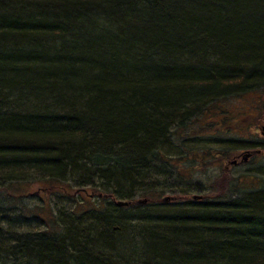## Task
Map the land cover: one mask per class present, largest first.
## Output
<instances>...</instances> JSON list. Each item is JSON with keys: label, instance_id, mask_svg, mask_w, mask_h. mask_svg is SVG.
Masks as SVG:
<instances>
[{"label": "trees", "instance_id": "obj_1", "mask_svg": "<svg viewBox=\"0 0 264 264\" xmlns=\"http://www.w3.org/2000/svg\"><path fill=\"white\" fill-rule=\"evenodd\" d=\"M258 92L264 0H0V192L72 182L135 211L99 201L58 220L45 207L43 234H0V264H264V177L223 170L209 204L192 203L176 187L186 168L163 155L176 131L213 129L195 124L215 104ZM243 133L220 156L186 149L181 165L227 160L250 148ZM157 160L187 213L143 188ZM168 209L181 212L150 219Z\"/></svg>", "mask_w": 264, "mask_h": 264}, {"label": "rangeland", "instance_id": "obj_2", "mask_svg": "<svg viewBox=\"0 0 264 264\" xmlns=\"http://www.w3.org/2000/svg\"><path fill=\"white\" fill-rule=\"evenodd\" d=\"M260 94L262 95L263 93L258 92L248 94L246 96L231 99L228 102L223 103V112L225 113L227 118H230V120H228V122L222 125V116H216L214 112L207 114V116L203 117L201 121L196 122V128H199L201 126H205L206 128L210 125L214 126L213 129L207 130V132L197 135L198 137L196 138L193 137V139H190L187 143H183L184 146L189 148H197L199 146L212 147L214 146V144L220 146L221 143H225L230 140H234V138H238L241 132L245 133H243L244 136H250L253 133V140L263 141L264 143V136H261L259 132L261 124L254 125V120L247 119V116L255 117L260 116L264 113V107L262 104L259 103V99L261 97ZM239 121H241L242 124L236 123ZM225 125H228L227 127L229 128V132H227V134H224L221 131L222 129L223 132L225 131ZM217 126L219 129L217 128ZM199 133H201V131ZM172 147L174 148V151L172 150L171 153L168 154L169 157H178L183 153V151L179 147H176L174 145H172ZM167 149L169 152V146H167ZM237 152L239 153L241 151L237 150L230 152L229 160L232 159V157H234L235 155H237ZM208 163H206L203 167H199L196 163H192L189 166L180 165V167L182 168L181 170H185L186 168L187 175L185 176L186 178H184V184L180 183L179 185H176V187L181 188L182 186H189L192 189H199V191H203V193H207V191L215 189L214 187H216V183L218 182V180H221L222 171L224 170L225 166L221 164V159H216L213 163ZM222 165L224 167H222ZM230 169L231 170L228 169L229 171L225 172L227 174H230L231 176L241 174L245 175L250 173L256 174L259 172H263L264 151H262L260 155H257V157L251 160L248 164ZM172 182L168 181V183L166 184L167 188L164 189L166 190L165 192L168 193L167 196L169 195V192L173 190V188H175V183L173 184ZM44 185L45 184L41 182L36 183L27 189V191H29L28 193L24 191L26 190L24 188H27V185L22 186V188L19 190H15L14 192L23 194L24 196L20 203L17 204H12L10 200H6V196L3 193V196L5 197H0V202L3 199L4 205L2 206H5V208H9L11 210L7 214H5L2 219H0V223H5L3 225V228H5L4 232H8L13 235H21L24 233L33 232L36 233L37 230L40 229V225H42L40 222H38L39 218H43L44 216H46V214L45 212L35 210V208H43L49 206L54 212L55 218L59 220L60 216L62 217V215H65V213L71 214V211L76 210L80 205H82V203L85 205V209L87 210L90 205L96 207L99 201H101L102 205L106 203L105 201L102 202V200L98 201L96 197L92 199L86 197L85 199H81L80 196H73V188H67L68 192L70 193V198L65 196L62 190H60V195L54 192L44 193L43 195H34L35 191H37L39 188H43ZM148 189L153 190L154 188ZM87 192L89 195L95 194L91 190H88ZM151 198L155 199V196ZM134 201H137V198ZM7 215L9 216L7 217ZM61 232H63V230Z\"/></svg>", "mask_w": 264, "mask_h": 264}, {"label": "bare ground", "instance_id": "obj_3", "mask_svg": "<svg viewBox=\"0 0 264 264\" xmlns=\"http://www.w3.org/2000/svg\"><path fill=\"white\" fill-rule=\"evenodd\" d=\"M249 94H253V93H249ZM259 97H257V98H259ZM237 98H240V97H237ZM228 101H226V102H228ZM259 103L262 104L263 107H264V99H263L262 95H261V97L259 99ZM222 104H221V101L219 103L215 104L213 106V108L211 109L212 111H210V112H214L216 115H218L219 117H221V107H222ZM221 121L223 123V121H224L223 118L221 119ZM263 127H264V123L261 124V126L259 128V132H260V135L261 136H264V134H262V132H261V129ZM196 137H198V136H194V138H196ZM250 137L251 138H250V140L248 142L250 144V146H249L250 148H246L244 150H241V152H239V153L237 152V155H235L234 157H232V159H230V160H229V158L227 160H221V162H222L221 164H223L225 166L224 167L222 165V167H224V171H229V170H231L230 168L244 166L245 164H248L251 160H253L254 158H256L257 155H260L261 154V152H262L261 150H264V143H263V141L253 140V137H254L253 133L250 135ZM190 139H193V137L190 136V134H189V132L187 130H183L182 129V130L176 131V133L173 135V139H172L173 142H170L169 143V150L170 151L168 152V149H167V152L166 153H163L164 157L166 159H168V158H171V159H179V163H177V165H181L182 162H180V161L183 160V158L185 156V153H186L185 152L186 149H195V148H189V147H185L184 146L183 143H187ZM258 144L259 145L262 144V148H260V149L259 148H254V147H257ZM172 145H174L176 147H179L183 151V153L180 156H178V157H169L168 154L171 153L172 150L174 151V148L172 147ZM225 146H227L226 143H221L220 146L217 145V144H214V146H212V147H202V146H199V147H197V149H205V150L211 151V152L217 154L218 156H220L221 155V150L223 151V149H225L224 148ZM152 168H153V172H155V173H152V174L155 175L157 177V179L156 180L154 179L153 181H150L148 183V185L143 186V188L145 190H146L147 187L148 188H154L153 190H157L159 192L165 193V190L164 189L167 188V187H166V185L164 186L163 184H164V181L166 180L165 179L166 178V174L169 173V172H171V171L168 168H166V167H162L164 173L158 174V171H160V169H159V161L158 160L155 161L154 164H152ZM263 173H264V170L261 173L260 172L259 173H256V174L255 173H250L248 175L251 176V177H253V178L254 177H258V178L261 179V177H264V174ZM235 176H237V175H235ZM70 187H74V185H73L72 182L63 183V184H61L59 186H56L54 189H49V188H47V186L44 185L43 188H39L37 191H35V194L34 195H39V194L40 195L41 194L43 195L44 193H50V192H54V193L60 195L61 194L60 190L67 189V188H70ZM185 187H187V186H185ZM28 188H30V187L24 188V189H26L24 191H26L27 193L29 192V191H27ZM182 190H186L188 192V195H190L189 201L192 202V203L207 204L209 202L208 201L209 200L208 198H210V195L207 194V193H203V191H199V189H196V188H193V189L190 188L189 189V188H184L183 187ZM192 190H194V191H192ZM14 191L12 190L11 191V195L6 196V200H10L12 204L20 203V201L22 200V198L24 196H23V194H20V193L14 192ZM87 191L88 190L74 191V195L73 196H80L81 199L82 198L85 199V197L86 198H89V199H92V198H95L96 197L98 199V201L105 199V202L106 203L102 205L103 210L104 211L106 210V211H109V212H113L114 211L115 215H118V214L121 213L119 210H121V211H123L124 213H127V214L132 213V212L134 214V212H135L133 210H131L129 212H126L125 211V209H127V207L129 206V204H128V202H126L124 200L115 199V198L112 199L111 197L110 198H108V197L106 198L105 196H103L101 194H99L97 196L91 195V194L89 195ZM176 191H178V190L176 188H173L172 192H176ZM68 193H66L67 194V197L70 198V193L69 194ZM225 193L227 195L232 194L230 192V190L229 191H226ZM29 195H33V194H29ZM0 197H5V196H3V192H0ZM17 197L18 198L20 197V198L17 200ZM136 198H137V196L135 197V199ZM164 198H169L170 199L169 202L163 203L162 200ZM154 200H156V198L155 199L150 198V200L149 199H143V198H137V201H135V203L138 204V205L143 206L144 208L146 207V209H148V211H151L154 208H150L151 205H152L150 203L151 202H154ZM160 203L161 204H164V205H168V204L172 203V206H175V207H172V208H182L181 210L183 211V213H187L188 212L186 206H184V207L183 206H179V205H182L183 204L182 200H180V199L177 200L174 197H170V196H167V195H165L163 197L161 196ZM2 205H4L3 199L0 202V219H2L5 214H7L8 212L11 211L9 208H5V206H2ZM46 208L49 209L50 207L48 206ZM46 208L45 207H43V208H35V210L43 212L42 210L43 209H46ZM181 210H178V211H176V210H170V209H168V210H161L160 212H158V214L157 213H151V215H150L151 218L150 219L151 220H154L155 218L160 219L163 216H172L173 214H177L178 212H181ZM71 212H73V211H71ZM8 216L9 215H7V217ZM69 218L72 219V218H75V217L72 215V213L71 214H66L65 213V215L64 214L62 215L61 220H63V219H69ZM132 220L135 221L136 220V217H133ZM38 222H40V220ZM4 224L5 223H0V234H1V236H3V237L6 238V237H13L14 235H20V234H14L13 235L11 233L4 232V229H5V228H3V225ZM43 230H44V227H43V224H42V225H40V229H38L36 233L37 234H43V232H42ZM48 239L49 238H47V240ZM10 262L11 261H9V263ZM30 263H31V261H30Z\"/></svg>", "mask_w": 264, "mask_h": 264}, {"label": "water", "instance_id": "obj_4", "mask_svg": "<svg viewBox=\"0 0 264 264\" xmlns=\"http://www.w3.org/2000/svg\"><path fill=\"white\" fill-rule=\"evenodd\" d=\"M261 132H262V134H264V127L261 129ZM169 198H164L163 200H162V202L163 203H167V202H169Z\"/></svg>", "mask_w": 264, "mask_h": 264}]
</instances>
